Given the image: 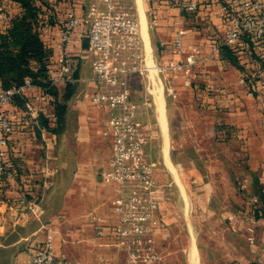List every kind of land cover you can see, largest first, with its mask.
Returning a JSON list of instances; mask_svg holds the SVG:
<instances>
[{
	"label": "crops",
	"instance_id": "0c3cea01",
	"mask_svg": "<svg viewBox=\"0 0 264 264\" xmlns=\"http://www.w3.org/2000/svg\"><path fill=\"white\" fill-rule=\"evenodd\" d=\"M119 1L139 20L145 53L153 60L165 64L173 57L177 21L187 30L183 44L198 45L203 54L192 85L172 80L177 98L160 83L152 98L140 75L125 79L140 105L139 119L151 128L145 155L155 164L156 193L162 200L157 215L164 226L155 232L159 252L167 264H192L195 246L202 264L205 251L195 225L203 229L213 218L219 222L217 232L228 235L226 247L235 264H264V91L250 95L238 79L239 72L250 74L261 66L258 46L244 37L230 50L235 62L221 49L213 52L229 26L223 7L232 0H201L195 13L184 12L174 0ZM77 12L83 15L84 9L78 5ZM53 32L57 40L58 27ZM86 46L77 34L76 50ZM91 65V56L80 59L73 81L56 86L54 101L50 96L41 103L49 126L34 127L15 102L9 106L15 131L7 158L19 177L0 179V264H32L35 248L50 230L55 235V264H128L115 232L119 217L112 201L117 186L104 178L112 166L111 138L104 134L109 113L94 108L90 100L106 87ZM67 84L73 90L57 131L54 103L64 98ZM39 93L31 89L29 97ZM22 184L33 201L21 202ZM214 255L220 259L223 252Z\"/></svg>",
	"mask_w": 264,
	"mask_h": 264
},
{
	"label": "built area",
	"instance_id": "2783aa9c",
	"mask_svg": "<svg viewBox=\"0 0 264 264\" xmlns=\"http://www.w3.org/2000/svg\"><path fill=\"white\" fill-rule=\"evenodd\" d=\"M200 1L177 0L176 5L186 13H195ZM13 5L11 0H0V36L9 29ZM78 5L84 9L83 15L78 14ZM223 8L229 26L213 52L225 46L234 48L244 37H249L260 50L261 66L250 74L239 72L238 79L248 86L250 95L264 91V0H232ZM60 12L61 5H55L52 15L56 17L54 22L59 30L55 42L57 66L49 78V87L37 86L26 78L20 85L0 88V173L15 176L7 158L10 135L15 131L8 109L15 98L24 99L23 116L31 124L39 125L43 114L41 103L50 98L51 87L73 81L75 56L79 59L91 56L93 73L106 87L94 92L90 100L94 108L109 113V128L104 134L111 138L112 166L104 178L117 186L112 208L119 217L115 227L118 246L126 252L128 264H167L155 242L156 230L164 225L157 215L162 200L156 193L155 164L145 155L151 128L139 119L140 105L125 79L140 75L152 98L158 83L165 87L169 96L177 98V90L167 76L181 78L184 85H192L198 76L196 67L203 59L202 49L195 44H183L187 30L177 21L178 28L172 40L173 57L165 64L153 59L150 62L143 46L141 24L119 0H69L65 12L58 17ZM157 24V19L152 18V25ZM50 29L51 23L47 21L43 30L48 33ZM77 34L87 41L86 48L76 50ZM165 45L162 42V46ZM35 88L40 93L29 97L30 90ZM252 201L257 203L258 199ZM21 202H25L24 196ZM98 233H102L101 228ZM56 257L55 235L50 230L42 245L35 248L32 264H55Z\"/></svg>",
	"mask_w": 264,
	"mask_h": 264
},
{
	"label": "trees",
	"instance_id": "16d2710c",
	"mask_svg": "<svg viewBox=\"0 0 264 264\" xmlns=\"http://www.w3.org/2000/svg\"><path fill=\"white\" fill-rule=\"evenodd\" d=\"M11 1H13L14 5L10 13V26L0 36V88L6 89L13 85H20L26 78H30L37 86L49 87V78L57 66L54 43L56 38L53 37L54 27L57 26L54 22L56 17L52 15V9L55 5L60 4L61 12L57 15L60 17L69 5V0H55L53 2L46 0ZM172 3L177 4V0ZM47 21L51 23V29L48 33H45L43 28ZM52 40L54 41L52 42ZM230 50L231 47L227 46L221 48L223 56L235 62L236 59L231 55ZM79 65L80 59L75 56L72 62L73 77L77 76ZM72 90L73 86L67 84V92L64 98L55 99L54 104L58 122L57 131H59V127L60 129L63 127L62 124L64 123L67 109L65 102L71 96ZM49 92L54 101V96H58L56 86L51 87ZM198 96L199 98L201 97L200 93ZM14 102L20 109L24 107V99L16 97ZM24 119L27 118L24 117ZM39 124L49 126L43 114L40 117ZM33 126L39 127V125ZM16 177L19 176L15 172L13 178ZM7 178L9 177L0 173L1 180H6ZM20 193L27 201L34 200L24 184H22ZM39 199L40 197L36 198V201H39Z\"/></svg>",
	"mask_w": 264,
	"mask_h": 264
},
{
	"label": "rangeland",
	"instance_id": "374dc122",
	"mask_svg": "<svg viewBox=\"0 0 264 264\" xmlns=\"http://www.w3.org/2000/svg\"><path fill=\"white\" fill-rule=\"evenodd\" d=\"M150 21L151 20L149 19V23ZM161 78L162 80H164L163 75ZM166 79L170 80L172 83L173 82L172 80L174 78L171 76H167ZM176 86L177 85H175L174 83V87L176 88L177 93H178V89ZM191 190L193 192L196 191L193 185L191 187ZM207 221L208 222L204 225L205 228L203 229H200V226L198 224L195 225L198 230L197 241L200 242V244L203 246V251H205V257H203L204 262L202 264H235L237 263L235 260H231V258L229 257V249L226 247L228 246L227 244L228 235L226 233L220 234L217 232L219 222L214 220L213 218H210ZM260 241L262 245L260 246V248H261V251H263L264 237ZM256 242L257 241L251 240V244H256ZM220 252H223V256L220 259H218V257H216L214 254L216 253L218 254ZM206 254H207V261H206ZM221 259L223 261H221Z\"/></svg>",
	"mask_w": 264,
	"mask_h": 264
},
{
	"label": "bare ground",
	"instance_id": "6f19581e",
	"mask_svg": "<svg viewBox=\"0 0 264 264\" xmlns=\"http://www.w3.org/2000/svg\"><path fill=\"white\" fill-rule=\"evenodd\" d=\"M140 16H141V20H142V26H143V33L145 35V38L148 39V34H147V26H146V16H145V13H144V9H143V6L140 4ZM148 58H149V61L151 62L152 61V56H149L148 55ZM191 205V204H190ZM191 260H192V264H199V256H198V251L196 249V247L194 246L193 248V251H192V254H191Z\"/></svg>",
	"mask_w": 264,
	"mask_h": 264
}]
</instances>
